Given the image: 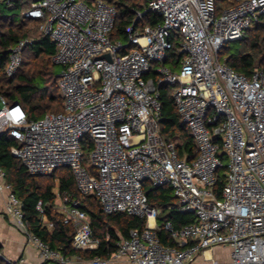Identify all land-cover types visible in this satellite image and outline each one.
Returning a JSON list of instances; mask_svg holds the SVG:
<instances>
[{
  "label": "built area",
  "instance_id": "obj_1",
  "mask_svg": "<svg viewBox=\"0 0 264 264\" xmlns=\"http://www.w3.org/2000/svg\"><path fill=\"white\" fill-rule=\"evenodd\" d=\"M232 1L216 15L215 0H149L146 11L159 16L160 24L136 28L138 15L126 28L128 42L123 44L110 38L116 10L103 0L91 5L82 0H0L9 8L23 4L22 17L39 21V31L55 44L51 61L60 68L63 101V112L37 120H30L20 104L4 103L0 134L17 142L10 153L30 176L67 168L77 191L93 194L104 214L145 219L141 232L132 230L117 243L111 260L193 264L206 251L226 247L227 264H264V68L247 77L219 59L224 46L242 40L264 19V0ZM177 38L181 58L173 70L167 61ZM31 43L25 38L10 47L7 78L17 73ZM161 85L171 88L181 125L193 139L192 161L180 158L175 143L160 135ZM221 176L224 184L217 192ZM146 183L170 188L179 210L194 215L192 223L178 229L165 223L174 246L163 245L156 234L159 211L148 204ZM0 193L5 214L34 244L42 264L81 261L27 231L22 202L1 166ZM36 210L43 216L41 201ZM59 212L63 224L75 229L74 250L98 248L78 200L62 194ZM46 226L53 228L52 223ZM204 260L219 264L211 257ZM89 264L108 261L96 258Z\"/></svg>",
  "mask_w": 264,
  "mask_h": 264
},
{
  "label": "trees",
  "instance_id": "obj_2",
  "mask_svg": "<svg viewBox=\"0 0 264 264\" xmlns=\"http://www.w3.org/2000/svg\"><path fill=\"white\" fill-rule=\"evenodd\" d=\"M91 5L96 0H82ZM114 6L116 18L114 29L110 38L114 42L127 44L126 28L140 15L135 22L136 28L143 26H157L161 19L154 13L148 12L149 0H103ZM232 0H215L217 14L226 7L233 5ZM23 8L17 3L14 7H7L0 3V98L5 104L18 103L26 111L30 120L39 119L40 115L63 112V101L57 86V77L60 72L55 71L56 65L52 63L55 54V44L48 36L43 35L38 25L30 26L28 19L10 14L12 10ZM31 38L32 43L23 50L22 63L17 73L10 78L4 74L7 63L8 50L19 40ZM241 48L228 55L223 62L232 70L249 77L257 70L264 68V19L250 28L243 39L236 41ZM228 45V44H227ZM224 46V50L228 47ZM178 38L168 53L167 64L171 69H177V62L181 55L177 53ZM130 47H128L129 49ZM222 49V50H223ZM221 50V51H222ZM220 51V53H221ZM220 55V54H219ZM58 67V66H57ZM153 70L150 74L153 75ZM158 100L161 105V119L159 122L160 135L165 141L175 143L180 158L192 161L196 156V147L188 130L181 125L176 108L172 101L171 88L166 85L158 87ZM40 113V115H37ZM18 146L17 142L7 133L0 134V166L6 172L7 182L12 186L14 193L22 202V210L27 231L38 237L51 249L59 251L63 256L78 255L81 259H100L108 261L117 250V243L129 237L132 230L141 232L146 225L143 218L129 216L124 213L106 215L93 194L81 195L74 183L69 169L56 170L49 176H30L19 160L14 158L10 149ZM84 156L88 155V148L82 147ZM51 177L50 184L42 182L43 178ZM224 179L218 180L217 192L221 190ZM57 188V193L55 189ZM143 191L150 207L159 211L157 217L158 230L156 234L163 245L174 246L164 225L170 222L174 228L190 224L194 215L179 210V205L172 191L168 187H153L146 183ZM67 194L70 199L80 202V207L90 218V226L94 238L99 246L94 251H76L72 248V239L75 229L65 225L62 214L55 208L57 196ZM41 201L44 208L43 216L36 210L37 203ZM52 223L53 228L48 229L47 224ZM0 264H8L0 258Z\"/></svg>",
  "mask_w": 264,
  "mask_h": 264
},
{
  "label": "crops",
  "instance_id": "obj_3",
  "mask_svg": "<svg viewBox=\"0 0 264 264\" xmlns=\"http://www.w3.org/2000/svg\"><path fill=\"white\" fill-rule=\"evenodd\" d=\"M57 193V188L55 189ZM57 200L60 201V196H57ZM55 202V208L59 211V204ZM5 195L0 193V258L7 263L13 264H42L40 254L34 244L28 240V238L17 228L14 222L5 214L4 211ZM158 227V222H155ZM218 249L228 251L229 262V249L226 247H215L204 253V256H199L197 259L201 260V264H206L204 258H213V252H217ZM196 260L193 264H196ZM218 261V260H217ZM90 260L81 259L80 262L72 261L71 264H89ZM108 264H130L121 260H108Z\"/></svg>",
  "mask_w": 264,
  "mask_h": 264
},
{
  "label": "rangeland",
  "instance_id": "obj_4",
  "mask_svg": "<svg viewBox=\"0 0 264 264\" xmlns=\"http://www.w3.org/2000/svg\"><path fill=\"white\" fill-rule=\"evenodd\" d=\"M9 13L10 14H13V15H17V17H16L17 20L18 21H21V19H22L21 11H19V10L16 9V10H12ZM216 15H218V14L216 13ZM29 24H30V26L35 25V24L39 25V21L31 20V21H29ZM227 47H228L227 50L226 49L225 50L223 49L221 51V53L219 55L220 61H223V59L226 58L228 55H230L232 53H235L236 50L240 49L241 48V44L239 42H231V43H228ZM55 71L58 72L59 71V67L56 66L55 67ZM57 86H58V78H57ZM3 104H4V100L2 98H0V107ZM37 115H40V113H37ZM41 117H43V116L40 115L39 118H41ZM223 160H224V163H226V159L223 158ZM220 173L221 174H224L225 173V169H221ZM42 182L47 183V184H50V183L53 182V179L51 177L43 178L42 179ZM59 202L60 201L57 200V203L56 204H59ZM213 253H214L213 256L216 257V259L218 260L219 264H227L226 263L227 260H228V251L227 250L224 251L222 249H218V251L216 253L215 252H213ZM196 264H201V260L199 259Z\"/></svg>",
  "mask_w": 264,
  "mask_h": 264
},
{
  "label": "water",
  "instance_id": "obj_5",
  "mask_svg": "<svg viewBox=\"0 0 264 264\" xmlns=\"http://www.w3.org/2000/svg\"><path fill=\"white\" fill-rule=\"evenodd\" d=\"M104 58H107L108 59V56H104Z\"/></svg>",
  "mask_w": 264,
  "mask_h": 264
}]
</instances>
